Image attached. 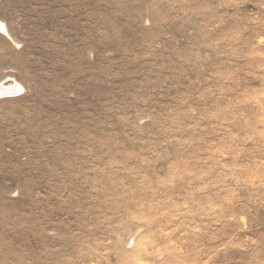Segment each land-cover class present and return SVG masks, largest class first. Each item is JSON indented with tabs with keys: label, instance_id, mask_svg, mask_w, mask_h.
Listing matches in <instances>:
<instances>
[{
	"label": "rangeland",
	"instance_id": "374dc122",
	"mask_svg": "<svg viewBox=\"0 0 264 264\" xmlns=\"http://www.w3.org/2000/svg\"><path fill=\"white\" fill-rule=\"evenodd\" d=\"M0 264H264V0H0Z\"/></svg>",
	"mask_w": 264,
	"mask_h": 264
},
{
	"label": "bare ground",
	"instance_id": "6f19581e",
	"mask_svg": "<svg viewBox=\"0 0 264 264\" xmlns=\"http://www.w3.org/2000/svg\"><path fill=\"white\" fill-rule=\"evenodd\" d=\"M22 87L19 84H16L15 86L11 87H5L2 83H0V94H7L11 95V93L16 94L20 92Z\"/></svg>",
	"mask_w": 264,
	"mask_h": 264
}]
</instances>
